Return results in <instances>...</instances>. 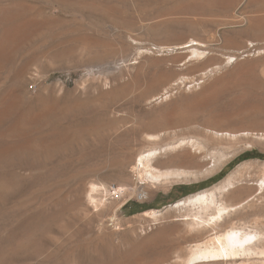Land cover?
<instances>
[{
	"label": "rangeland",
	"instance_id": "rangeland-1",
	"mask_svg": "<svg viewBox=\"0 0 264 264\" xmlns=\"http://www.w3.org/2000/svg\"><path fill=\"white\" fill-rule=\"evenodd\" d=\"M166 147L186 179L135 170ZM242 164L222 217L171 208ZM190 261L264 264V0H0V264Z\"/></svg>",
	"mask_w": 264,
	"mask_h": 264
},
{
	"label": "bare ground",
	"instance_id": "bare-ground-1",
	"mask_svg": "<svg viewBox=\"0 0 264 264\" xmlns=\"http://www.w3.org/2000/svg\"><path fill=\"white\" fill-rule=\"evenodd\" d=\"M190 45V44H189ZM198 55V54H197ZM196 55V56H197ZM243 135H248V133H242ZM249 146V145H248ZM173 149V147H166V148H160V149H154L146 154L140 155L135 162V170L138 173H141L142 171L145 173V176H147L151 181L155 182H171V181H177V180H184L187 178V176H184L182 173H175V174H169V173H163L157 170L154 166H152V163L156 166H163L167 163L173 162L175 157H167L165 160H157L159 156H161L163 153H165L167 150ZM153 159H156L153 161ZM192 161L197 160V157L193 156L191 157ZM211 159V165L210 167H216L218 164V160L215 159V157H210ZM249 165V164H248ZM246 164H242L238 166V168L231 173L226 180L219 184L218 186H215L214 188L206 191L199 192L195 195L189 196L188 198L177 202L175 205H173L171 208L177 209V208H183V207H198L196 214H203L207 213L212 207H215L217 214L219 217H222V215L230 209V207L226 206L224 203V200H221V195L228 191L230 188L234 187L236 183L239 182V179L242 177L241 175L246 171ZM138 184L140 186L135 187L134 184L128 183L124 190H127L129 187H132L135 190H140L142 182L138 181ZM140 188V189H139ZM138 198H143L144 193L142 190L138 191ZM229 197L225 199V201H228ZM229 202V201H228ZM233 209V208H231ZM154 216H158V213L153 212ZM239 231H228L226 233H223L221 235H215L214 242L216 246L210 247V248H204L201 255L204 258H207L206 261H235L239 258L240 255H246L247 251H249L247 239L249 236L247 234H242ZM164 237H168V239H165L166 241L170 240V235L168 232H164ZM184 236L179 237L177 240H172L171 247H174L175 249H179L181 247V240H184ZM211 240V239H210ZM164 241V240H163ZM214 245V243H213ZM196 259V258H195ZM192 264V261H190ZM190 264V263H189Z\"/></svg>",
	"mask_w": 264,
	"mask_h": 264
},
{
	"label": "trees",
	"instance_id": "trees-1",
	"mask_svg": "<svg viewBox=\"0 0 264 264\" xmlns=\"http://www.w3.org/2000/svg\"><path fill=\"white\" fill-rule=\"evenodd\" d=\"M251 158H263L260 155H256L254 153H245L240 155L236 160H246V159H251ZM233 163H230L226 168L229 169L231 167ZM224 176V174L220 173L219 175H217L216 177H213L212 179L208 180L207 182H209L210 184L216 183L217 181H219L222 177ZM207 182L204 183H200L198 184V186H201L203 189L206 188L203 185L206 184ZM188 187H181L179 188L180 192H182L184 194V196L188 195L189 193H185V190H187Z\"/></svg>",
	"mask_w": 264,
	"mask_h": 264
},
{
	"label": "built area",
	"instance_id": "built-area-1",
	"mask_svg": "<svg viewBox=\"0 0 264 264\" xmlns=\"http://www.w3.org/2000/svg\"><path fill=\"white\" fill-rule=\"evenodd\" d=\"M30 90H31V91H35V90H36V86H35V85H31V86H30ZM113 188H115V187H113Z\"/></svg>",
	"mask_w": 264,
	"mask_h": 264
}]
</instances>
